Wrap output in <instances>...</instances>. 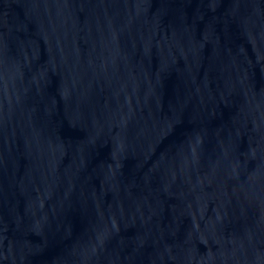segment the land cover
I'll return each mask as SVG.
<instances>
[{"label":"water","instance_id":"1","mask_svg":"<svg viewBox=\"0 0 264 264\" xmlns=\"http://www.w3.org/2000/svg\"><path fill=\"white\" fill-rule=\"evenodd\" d=\"M0 264H264V0H0Z\"/></svg>","mask_w":264,"mask_h":264}]
</instances>
